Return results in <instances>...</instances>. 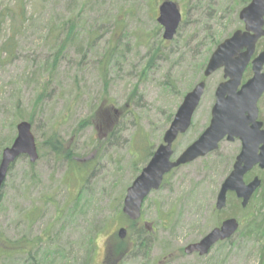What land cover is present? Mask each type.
Here are the masks:
<instances>
[{
	"label": "rangeland",
	"instance_id": "rangeland-1",
	"mask_svg": "<svg viewBox=\"0 0 264 264\" xmlns=\"http://www.w3.org/2000/svg\"><path fill=\"white\" fill-rule=\"evenodd\" d=\"M163 2L0 0V12L17 13L24 22L10 55L1 53L13 35L10 18L0 34L1 157L17 137L21 115L29 116L31 111L35 113L32 132L39 153L33 171L29 158L22 157L7 176L0 198V242L1 235L15 241L25 235L38 237L50 229L58 234L55 241L59 246L72 247L78 257H83L87 241L93 237L91 225L106 222L94 239L92 264H105L110 249H114L113 238L120 239L122 228L128 230L129 251L136 239L149 242V248L139 246L117 264H264V235L256 239L236 234L230 240L232 244L220 243L204 257L185 253L187 246L199 242L224 220L236 218L241 223L244 219L241 201L232 197L226 210L215 209L221 185L240 152L239 141H224L218 151L173 171L165 185L148 197L142 219L133 229L126 216L112 221L119 200H123V209L127 189L144 167L136 165L141 163L135 149L140 144L138 137H147L155 152L172 123L169 117L173 115L174 119L184 97L201 81L206 83L204 97L191 129L174 144V159L209 127L215 92L224 82V74L221 70L205 79L206 67L203 72L199 68L219 44L244 29L239 14L250 3L173 1L184 19L175 39L167 42L157 21ZM70 18L79 23L77 39L65 46L55 64L66 31L56 45L53 37L60 31L57 27ZM259 45L258 51H264V39ZM44 89L46 96L36 107ZM104 97L105 105L117 113L111 116L103 111L98 120L94 119ZM259 108L264 121V99ZM103 117L110 119V130L116 128L110 141V131L99 133V126L95 128ZM87 121L96 124L93 127ZM54 133H58L64 148L73 150L74 164L88 166L86 172H74L67 160L45 146ZM253 174L264 178V172L258 169ZM79 193L81 205L86 203L85 213L71 219L68 211L59 215L57 206L66 210L75 206ZM36 209V219L30 225L27 216ZM172 211L175 219L163 227L162 214ZM136 228L145 230L140 238L133 236ZM23 260L19 257L14 259L16 263H5L23 264Z\"/></svg>",
	"mask_w": 264,
	"mask_h": 264
},
{
	"label": "water",
	"instance_id": "water-1",
	"mask_svg": "<svg viewBox=\"0 0 264 264\" xmlns=\"http://www.w3.org/2000/svg\"><path fill=\"white\" fill-rule=\"evenodd\" d=\"M239 19L243 22L244 29L234 32L217 46L204 72L205 79L221 70L224 74V82L218 85L215 92L209 127L174 159V144L191 129L204 97L206 83L201 81L184 97L164 135L163 143L127 189L122 212L131 222L142 218L146 200L153 192L161 189L166 176L218 151L224 141H239L241 149L231 173L221 185L215 204L216 211L222 212L228 207V196L231 193L241 201V207L246 209L261 188L260 177L257 176L248 183L245 178L256 167L264 171V123L259 120V101L264 95V51L257 53L258 44L264 39V0H251L241 10ZM157 21L164 30L163 40L173 41L183 23L179 5L165 0L159 7ZM249 67L252 77L244 82V75ZM22 157L29 158L32 164L39 160L32 124L27 121L17 125L14 143L2 153L0 193L12 165ZM240 227L238 219H226L199 242L187 246L185 253L207 256L217 244L231 240ZM127 234L128 230L122 228L118 236L124 240Z\"/></svg>",
	"mask_w": 264,
	"mask_h": 264
},
{
	"label": "trees",
	"instance_id": "trees-1",
	"mask_svg": "<svg viewBox=\"0 0 264 264\" xmlns=\"http://www.w3.org/2000/svg\"><path fill=\"white\" fill-rule=\"evenodd\" d=\"M171 1H177V0H171ZM250 1L251 0H249V2ZM23 16H24V14H23ZM9 18L11 20V27L13 28V29L11 28L13 35L9 36L7 42L1 48V53L2 54L8 53V55H10L9 51L11 49H13V46L15 45V39H16L17 35L20 33V30H21L20 26L24 23L22 18L17 13H12L11 11L6 12V13L0 12V34L2 33L3 26L8 22ZM78 24L79 23H78V21H76V18H74V19L70 18L67 21H64L63 23H61L60 26L57 27L60 31L53 37L54 45L58 44V42L61 39V36L64 34V31H66V33H65L66 39L62 42V44L60 45L59 51L56 53V57L54 59L55 64L59 62L60 54L63 53L65 46H67L72 41L77 39V37H76L77 35H75V31L78 27ZM115 47L116 46L112 47L111 50L114 51L116 49ZM259 48H260V45H259ZM207 62H208V59H206L204 61V63L201 64V66L199 68L200 71L203 72V70L206 67ZM54 67H56V65ZM105 70H106V68H105ZM54 72L55 71L53 70L51 72V74H54ZM250 76H252V72L249 69L245 74V78L247 79ZM202 79L204 80V78H202ZM106 91H107V88H106ZM45 96H46V89H44L38 95V98L36 100V107L40 105V103L42 102V100L44 99ZM106 100H107V98L104 97V99L101 101L100 106L95 110L94 119L98 120L99 115H101V113L103 111H104V113L107 112L109 114L117 113V112H115V110L112 107L105 105ZM124 109L122 108L123 111H124ZM28 115L29 116L21 115L20 120H22V122L28 121L29 123L33 124L34 123V117H35L34 111H31V113ZM111 116H112V114H111ZM123 117H125V115H123ZM102 119H103V121H101V123H100L101 129H100V125L93 123V121L91 123H90V121L89 122L87 121V124L88 125L90 124L93 127L96 124L95 128H97V129L99 126V129H98V130H100L99 133L102 131H110L111 136L109 135V139H108V141H110V139H113V137H115V135H116V128L113 130H110L112 128L111 127L112 123L110 122V119L108 117H106V118L103 117ZM172 120H173V115H171L169 117V122H172ZM138 139H139L140 144L138 146L135 145V149H136V152H138L137 157H139V160L141 161V163L140 164L138 163L136 165L137 166L144 165V167H145L149 163V161L151 160V158L153 157L155 152L153 151V149H154L153 146L149 144L147 137H141V138L138 137ZM45 146H47L48 149L52 153L56 154V156L63 157L64 160H67L70 164V168L74 172H76V171H78V172L85 171L86 172L87 171L88 166L79 167V165L74 164L73 155H72L73 150L71 148H69V149L64 148L63 141L60 138V136L58 135V133H54L52 136H50V138L48 139V142L45 143ZM0 158H2L1 153H0ZM0 163H1V159H0ZM14 166H15V164L12 165L10 171L14 168ZM29 166H30V169L32 171L35 169V165L32 163H29ZM250 177H252V176H250V175L247 176L246 180L249 181L251 179ZM167 178L168 177L165 178L163 186L165 185ZM262 181H263L262 186L254 195L252 201L250 202V204L248 206V209L246 210V209H243L242 207L240 208V211L242 212L243 218H244V219H242V222H241L242 227L239 230V232L237 233L240 235V237H244V238L250 237V238L258 239L264 235V178ZM86 183H87V181H86ZM4 186H5V183L2 187V190L4 189ZM260 192H262L261 198L260 199L258 198V201H255ZM1 193H2V191H1ZM1 193H0V198H1ZM81 197H82V194L79 193L78 198H76L75 206L72 205L67 210L65 208H63L62 206L61 207L57 206L58 214L63 215L68 211V214H70L68 216L69 219H71L77 215L84 214L86 203L81 205ZM229 197L234 198V200L236 199L234 194L230 195ZM120 200H119V202H121V203L117 204V209L114 211L113 216H112L113 222H115L118 218H122V219L126 218L122 212V201L123 200H121V201ZM232 204L233 203L231 201L230 205H232ZM36 213H37V209L28 214L27 219H28V221H30V223H29L30 225L36 219ZM174 213L172 211V213L165 214L166 217L164 216V214H162L164 216V217L162 216V218H161L163 227H165L169 222H170V224L173 222V220L175 219V217H173ZM59 215H58V218L61 220L62 217H60ZM168 216H169V218H168ZM137 222H131L129 220L128 221L129 228L131 227L133 229L135 226L138 225ZM104 225H106V222L100 223V224L95 223V225L94 224L91 225V228H92L91 232L93 234V237H89V240L87 241L88 243H87V247L85 250V255L83 257H78L75 254L76 253L75 249H71L72 247H70V249H69V247L67 248V247L59 246V244L56 243V241H55V238L57 237L58 234L55 235V234L51 233L50 229H48L47 231H45V233H43L42 235H40L38 237L29 238V236L25 235L24 237L21 238V240H15V241L10 240L8 238H3L2 237L3 235H1L2 242H0V264H6L5 263L6 260L13 262L14 259L17 260L19 257L24 259L23 264H92L93 257L95 254V248H96L95 243H94V241H95L94 239L97 236V234L100 233V231L102 230ZM143 233H145V230H143V229L138 230L136 228V230H134V232H133V236L140 238ZM116 238L117 237L115 236V239ZM115 239L113 238L114 243H115L114 249H112V250L110 249L111 253H110L109 257L106 259V261H107L106 264H117L118 262H121L122 259L127 257L128 254H130L131 252L133 253L139 246H141L145 250H147L149 248L148 247L149 242L144 241L142 243H139L138 242L139 240L137 241V239H136L133 243L134 244L133 249L131 251H129L127 248L128 247L127 246L128 238L125 241H120V239L116 241ZM230 243H231V241H230ZM52 249L54 250L53 253L51 252Z\"/></svg>",
	"mask_w": 264,
	"mask_h": 264
},
{
	"label": "flooded vegetation",
	"instance_id": "flooded-vegetation-1",
	"mask_svg": "<svg viewBox=\"0 0 264 264\" xmlns=\"http://www.w3.org/2000/svg\"><path fill=\"white\" fill-rule=\"evenodd\" d=\"M258 49H259V47H258ZM259 52H261V51H259ZM249 69L251 70V67H249L248 70H249ZM248 70H247V71H248ZM251 72H252V71H251ZM251 77H252V76H250L249 78L246 79L245 76H244V82L248 81ZM263 99H264V95H263V97L261 98V100L259 101V107H260V102H261ZM259 114H260V108H259ZM259 120L262 121L260 115H259ZM262 122L264 123V121H262ZM240 149H241V147H240ZM257 169H258L259 171H261L258 167H256L251 173H249V174L247 175V176H249V175L252 176V177H250L251 179H250L249 181H247L246 178H245V181H246L247 183L250 182V181H252L255 177H257V175H254V174H253L254 171H256ZM247 176H246V177H247ZM262 183H263V181H262ZM230 195H232V193L229 194V196H230ZM229 196H228V199H229ZM253 197H254V196H253ZM236 199H237V198H236ZM252 199H253V198H252ZM237 200H238V199H237ZM238 201H240V200H238ZM251 201H252V200H251ZM220 225H221V224H219V226H220ZM219 226H218V227H219ZM193 255H198V254H193ZM198 256H199V255H198ZM199 257H200V256H199ZM105 258H106V256H105ZM104 262H105V264L107 263V261H104Z\"/></svg>",
	"mask_w": 264,
	"mask_h": 264
}]
</instances>
